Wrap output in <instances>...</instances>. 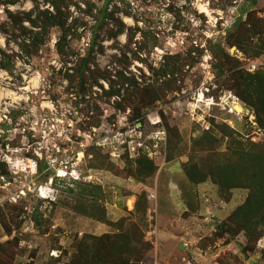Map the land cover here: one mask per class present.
<instances>
[{
	"label": "rangeland",
	"instance_id": "1",
	"mask_svg": "<svg viewBox=\"0 0 264 264\" xmlns=\"http://www.w3.org/2000/svg\"><path fill=\"white\" fill-rule=\"evenodd\" d=\"M70 3L68 24L74 18L88 24L73 44L83 54L95 21L82 0ZM90 3L94 13L107 5L129 29L98 57L103 88L82 96L70 86L54 47L56 29L31 64L16 58L14 75L0 71V264H70L85 236L126 230L138 249L150 245L139 263L125 257L129 264H264V214L254 234L242 230V219H231L250 191L224 190L213 177L195 184L185 173L194 166L212 176L239 143L264 149L254 94L244 83L264 72L257 48L264 0ZM32 8L23 0L13 10ZM0 47L20 53L1 34ZM223 52L230 56L224 68ZM168 61L176 74H161ZM250 65L258 70L250 73ZM128 80L158 90L159 100L129 103L135 88ZM235 103L243 113H230ZM144 159L157 166L149 178L140 174ZM152 224L176 238L159 230L151 242Z\"/></svg>",
	"mask_w": 264,
	"mask_h": 264
},
{
	"label": "trees",
	"instance_id": "2",
	"mask_svg": "<svg viewBox=\"0 0 264 264\" xmlns=\"http://www.w3.org/2000/svg\"><path fill=\"white\" fill-rule=\"evenodd\" d=\"M22 1L0 0V8H3V14L6 16L5 20L0 21V34L5 38L8 47L13 44L20 51L16 53L11 50L12 53H9L0 47V71L14 75L16 58L31 64L46 46L49 47L52 31L56 29L60 33L54 47L64 62L70 86H77L82 96H88V92L95 86L103 88L100 79L106 78V74L101 71L98 57L105 54L106 42L118 40L120 36L129 31L125 23L116 17V12L110 11L105 5L95 14L94 11L97 9L91 6L90 0H82L83 4L88 7L87 15L95 21L91 27L89 43L82 54L75 49L73 44L82 39L85 30L80 32V29L87 27L88 24L77 18L68 24L71 17V0H46L49 4L47 8H42L38 0H32L34 8L31 10L14 11L13 8L21 5ZM257 48L264 52V39ZM226 60H230V56L223 52L221 64H224ZM222 67H226V64ZM169 73L176 74L174 65L170 61L166 63V69L161 74L168 75ZM244 83L247 91L254 94L252 102L257 110L259 122L264 127V72L249 75ZM125 84H128L130 88H135L129 96V103L146 102L148 106H152L155 101L159 100L158 90L142 89L135 80H128ZM173 84L167 82L165 88L170 89ZM163 88H161L162 92ZM145 90L148 93L147 97H145ZM139 165L141 176L146 178L151 177L157 171V166L149 159L139 160ZM197 169L198 167L194 166L185 167L187 177L195 184L204 183L208 177H213V180L219 183L224 190L248 189L250 191L245 204L233 212L231 219L236 223L242 219V230L254 234V230L258 228L254 225L261 221L260 217L264 214V149L256 145L249 146L247 149L239 143L235 146L230 160L216 167L212 176H207ZM225 228L226 225L222 229L227 232ZM134 243L135 240L130 230L122 231L117 235L106 234L101 237L87 235L79 244L77 255L70 264H116L115 262L120 259L123 264H129L130 262L124 260L125 257L133 258L139 263L149 251L150 245L145 244V248L138 249Z\"/></svg>",
	"mask_w": 264,
	"mask_h": 264
},
{
	"label": "built area",
	"instance_id": "3",
	"mask_svg": "<svg viewBox=\"0 0 264 264\" xmlns=\"http://www.w3.org/2000/svg\"><path fill=\"white\" fill-rule=\"evenodd\" d=\"M258 67H259L258 65H250V67L248 68V71L250 73H254V72H256L258 70ZM230 113L231 114H234V115H237L238 114L234 107L230 108ZM58 172L60 173V172H62V170L59 169ZM151 199L156 200L157 199V195H155V194L151 195ZM154 212L156 213L157 210L154 211ZM151 219L153 221L155 220L153 216H151ZM151 227H152L151 228V231L149 232L148 235L152 239L151 242H154L153 239H157L158 230H157V227L154 224H152ZM183 264H195V263L192 262V261H189V260H185Z\"/></svg>",
	"mask_w": 264,
	"mask_h": 264
},
{
	"label": "bare ground",
	"instance_id": "4",
	"mask_svg": "<svg viewBox=\"0 0 264 264\" xmlns=\"http://www.w3.org/2000/svg\"><path fill=\"white\" fill-rule=\"evenodd\" d=\"M200 9H201L202 13L210 15V10L207 8V6H201ZM234 108L238 114H241L244 112L243 107L238 103L234 104Z\"/></svg>",
	"mask_w": 264,
	"mask_h": 264
},
{
	"label": "crops",
	"instance_id": "5",
	"mask_svg": "<svg viewBox=\"0 0 264 264\" xmlns=\"http://www.w3.org/2000/svg\"><path fill=\"white\" fill-rule=\"evenodd\" d=\"M159 230L160 229H158V234H159ZM160 232L163 236H165V238H168V239L173 238V237L176 238V234L174 232L164 231L163 229L162 231L160 230Z\"/></svg>",
	"mask_w": 264,
	"mask_h": 264
},
{
	"label": "water",
	"instance_id": "6",
	"mask_svg": "<svg viewBox=\"0 0 264 264\" xmlns=\"http://www.w3.org/2000/svg\"><path fill=\"white\" fill-rule=\"evenodd\" d=\"M58 176H60V173L58 174Z\"/></svg>",
	"mask_w": 264,
	"mask_h": 264
}]
</instances>
